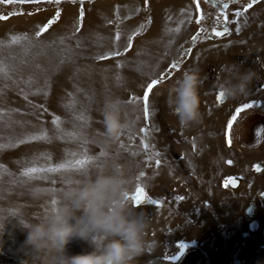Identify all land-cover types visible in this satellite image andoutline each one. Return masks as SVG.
<instances>
[{
    "label": "rangeland",
    "instance_id": "1",
    "mask_svg": "<svg viewBox=\"0 0 264 264\" xmlns=\"http://www.w3.org/2000/svg\"><path fill=\"white\" fill-rule=\"evenodd\" d=\"M57 9L60 19L41 32ZM0 16L7 17L0 20V60L13 66L10 79L0 77V219L5 224L0 264H48L47 253L26 244L27 231L20 223L46 211L40 207L43 201L31 197V189L60 190L63 181L82 176L72 170L41 173L47 178L23 185L16 181L28 180L22 175L27 167L79 158L70 153L82 149L71 138L58 137L52 121L59 117L70 132L74 124L84 123L75 119L81 113L88 119V154L107 152L103 166L120 165L126 171L130 196L136 186L147 194L139 211L150 220L149 246L135 264H264V0H199V8L196 0L4 2ZM226 27L228 33L215 36ZM130 37L132 46L126 51ZM116 50L122 55L99 58ZM173 63L178 70L172 69ZM233 65L253 70L256 78L246 97L221 103L218 85ZM190 69L204 78L203 120L185 129L162 93ZM160 77L145 116L142 103L133 97H141L145 86ZM117 98L133 130L118 144L108 145L101 110L106 100ZM245 103L254 107L231 120ZM43 131L51 143L33 139ZM144 143L150 145L151 160ZM48 156L51 160L44 159ZM95 170L93 164L87 172ZM149 198L159 206L148 203ZM90 250L82 240H74L68 249L70 255Z\"/></svg>",
    "mask_w": 264,
    "mask_h": 264
},
{
    "label": "clouds",
    "instance_id": "2",
    "mask_svg": "<svg viewBox=\"0 0 264 264\" xmlns=\"http://www.w3.org/2000/svg\"><path fill=\"white\" fill-rule=\"evenodd\" d=\"M256 78L251 69L233 65L218 85L227 100L246 97ZM204 78L197 69L185 70L164 90L165 104L182 128L201 123V88ZM103 136L115 145L133 130L120 99H108L101 110ZM132 184L120 165L103 166L67 183L60 190L34 187V200H56L57 207L33 220L20 222L27 231L26 244L33 251L45 252L48 264H135L146 247L150 229L148 216L133 207ZM7 219V218H5ZM5 224L0 219V234ZM74 240L86 241L91 250L69 254Z\"/></svg>",
    "mask_w": 264,
    "mask_h": 264
},
{
    "label": "snow or ice",
    "instance_id": "3",
    "mask_svg": "<svg viewBox=\"0 0 264 264\" xmlns=\"http://www.w3.org/2000/svg\"><path fill=\"white\" fill-rule=\"evenodd\" d=\"M9 3V4H12V3H18V4H27V3H32V4H41V3H47V4H55V5H60L62 3V0H0V3ZM72 3H76V0H71ZM235 2H239V0H235ZM259 0H253V3H258ZM80 3L83 4L84 3V0H80ZM196 7L199 8V0H196ZM225 7H227V5H225ZM252 7V4L250 3L248 5V8H251ZM248 9L245 8L244 11L246 12ZM16 14V13H14ZM30 15L31 14H34V13H29ZM237 16H241L243 15V13L241 12H237L236 13ZM60 16H61V13L59 11V9H57L56 13H55V16L53 17V19L49 20L47 25L44 26L42 29H41V32H46L49 28L52 27L53 24H55L59 19H60ZM83 18H84V12H83V9H81L80 11V20H81V26H82V22H83ZM2 19H7L6 16H0V20ZM199 22V21H198ZM175 31H179V28L175 29ZM201 31H203V29H201ZM228 28H224L223 31H216L215 32V36L217 37H223L226 33H228ZM237 32L240 31L239 28L236 29ZM41 33H37V35L39 36ZM25 39H27V37H25ZM115 39L117 41L120 40V35L119 33H117ZM133 39V37H130L129 38V44H128V47L126 49L127 50H130L131 49V40ZM197 39V37H193V42H195V40ZM16 38L14 37L13 38V41L12 43H16ZM122 53L119 51V50H116L114 52H111L105 56H101L99 57L100 59H111L113 57H119L121 56ZM172 69L173 70H178L179 69V65L173 63L172 64ZM13 71V66L11 65H6L2 60H0V77L4 78V79H10V74L11 72ZM117 79H120V77L118 76ZM163 81V78L160 77V78H156V79H152L146 86V90L144 92V94L141 96V97H133V100L137 103H142L143 105V112H144V115L147 116L149 114V106H150V98H149V94H153L154 95V89L160 85ZM25 99H27V97H25ZM219 99L221 101V103L224 102L225 98H224V93L222 91H219ZM68 107L70 108H74L75 105L74 104H70L68 105ZM254 107V105L252 103H245L243 105V107H240V108H237L236 109V115H233L231 117V120L235 121L237 119V116L243 112L245 109H252ZM75 119L77 121H83L84 123L83 124H80L79 126L78 125H73V130L72 131H66L64 127L61 126V121H60V118L59 117H56L55 120L52 121V123L54 125H56V135L60 138H64L65 136L71 138V140L73 142L76 143L78 149H82L81 152H77V151H73L70 153V155L72 157H77L79 155V158L77 159H74V160H68L66 162H63V163H59V164H56V165H46V166H41V167H36V166H30V167H27L24 172L22 173V175L24 177H27L28 180H17L16 182L20 183L21 185L23 184H26L28 183L29 181L31 180H36V179H45L47 178L45 175H39L41 173L43 174H47V173H59L61 171H72V170H75L77 171L78 173H80V175L83 177L87 172L88 170V167L90 165H95V167L98 169V168H101L103 167V159L102 158H106L107 157V152L105 151H101L99 153V157H94V156H91L88 154L89 152V149H88V144H89V140H88V137H87V134L85 132V127L86 125L88 124V119L83 115V113L79 114V115H76L75 116ZM139 119V117L137 118ZM227 128L228 129H231L232 128V124L231 123H228L227 124ZM144 131V134H145V137L148 136V130L147 129H143ZM262 132H264V130H262ZM33 139H45L47 140L49 143H51V138L49 137L48 135V132L47 131H43L41 133V135L39 136H34ZM129 139H131V137H129ZM0 147H3L2 145H0ZM121 148H124V144L121 143L120 145ZM143 149L148 152L149 154V160H151L153 158V154L151 152V149H150V145L148 143H144L143 144ZM155 156H159V153H155ZM44 159L46 160H51V157L48 156V157H44ZM155 164L157 167H159L160 165V160L159 159H156L155 160ZM0 167H3L2 165H0ZM259 170V169H257ZM144 174L141 173L140 176L142 177ZM73 180H65L63 181L64 183H71ZM51 182L53 184L56 183V179H52ZM228 181H225V184H227ZM234 183V181H233ZM55 190V189H53ZM146 192H145V189L144 187L142 186H136L135 188V193H134V196L131 197V200L134 201V205L136 207L137 210H139L141 207H142V201L144 200V198L146 197ZM181 200H183V197L180 198ZM52 205L55 206L57 205V201L56 200H52L51 201ZM148 203L152 204V205H156V206H159V202L156 201V200H152L149 198L148 200ZM181 247H184V246H181Z\"/></svg>",
    "mask_w": 264,
    "mask_h": 264
},
{
    "label": "bare ground",
    "instance_id": "4",
    "mask_svg": "<svg viewBox=\"0 0 264 264\" xmlns=\"http://www.w3.org/2000/svg\"><path fill=\"white\" fill-rule=\"evenodd\" d=\"M173 7H176V6H173ZM177 7H178V6H177ZM177 7H176V8H177ZM180 8H181V7H180ZM87 21H88V20H87ZM156 22H157V21H156ZM159 23H160V22H159ZM217 49H218V48H217ZM206 50H208V49H206ZM206 50H205V51H206ZM201 51H202V50H201ZM203 51H204V48H203ZM212 51H213V50H212ZM202 53H203V52H202ZM206 53H207V52H206ZM198 55H199V54H198ZM205 56H207V55H205ZM199 58H200V57H199ZM224 58H225V56H224ZM192 60H193V59H192ZM194 62H195V61H194ZM194 62H193V63H194ZM191 63H192V62H191ZM203 63H204V62H203ZM198 64H199V63H198ZM202 65H203V64H202ZM196 68H197V67H196ZM204 69H205V68H204ZM174 79H175V78H174ZM157 95H158V94H157ZM161 95H162V94H161ZM204 100H205V99H204ZM213 106H214V105H213ZM216 115H217V114H216ZM156 123H157V122H156ZM157 124H158V123H157ZM31 181H32V180H31ZM187 192H188V191H187ZM28 195H29V194H28ZM21 199H22V198H21ZM34 205H35V204H34ZM40 207H41L42 209H45V210H46V209L53 208L54 206L52 205L51 202L49 203L48 201H47V202H44V201H43V204H42Z\"/></svg>",
    "mask_w": 264,
    "mask_h": 264
},
{
    "label": "water",
    "instance_id": "5",
    "mask_svg": "<svg viewBox=\"0 0 264 264\" xmlns=\"http://www.w3.org/2000/svg\"><path fill=\"white\" fill-rule=\"evenodd\" d=\"M236 182H237V181L235 180V181H234V183H232V185H233V186H236V185H237V183H236Z\"/></svg>",
    "mask_w": 264,
    "mask_h": 264
}]
</instances>
